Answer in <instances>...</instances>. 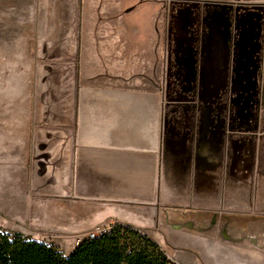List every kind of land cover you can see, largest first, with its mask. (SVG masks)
Wrapping results in <instances>:
<instances>
[{
    "label": "rangeland",
    "instance_id": "1",
    "mask_svg": "<svg viewBox=\"0 0 264 264\" xmlns=\"http://www.w3.org/2000/svg\"><path fill=\"white\" fill-rule=\"evenodd\" d=\"M185 2L0 0V230L22 232L26 238L67 256L89 233L123 225L140 230L172 264H264V61L259 73L261 93L253 99L257 101L258 114L251 126L248 119L238 118L228 103L196 93L192 95L195 97H185L169 79V108L183 109L189 104L186 113L195 105L214 112V154L220 177L216 178L212 210L187 211L169 206L152 216L154 211L144 206L81 201L70 193H53L45 184L49 164L64 157V137L69 136L66 123L70 115L72 125L74 122L80 77L94 74L97 61L105 63L107 75L117 77L114 75H118V67L113 72L112 61H158L165 53L154 49H108L102 55L93 42L85 40L82 31L91 30L89 37H95L96 25L113 21L118 10L126 19L128 13L133 14L137 25L146 22L165 29L164 18L161 23L157 18L154 24L149 18L164 10L168 16L170 72L177 60L170 31L174 9ZM242 3L234 7L264 8V0ZM102 10L109 13L101 14ZM22 138L29 148L28 176L30 168L37 169L38 165L40 173L47 172L36 178V185L30 184L26 193L9 186L20 177L16 145ZM175 180H171L172 184ZM62 186L61 183V189ZM133 214L142 216L146 223L133 220Z\"/></svg>",
    "mask_w": 264,
    "mask_h": 264
},
{
    "label": "crops",
    "instance_id": "2",
    "mask_svg": "<svg viewBox=\"0 0 264 264\" xmlns=\"http://www.w3.org/2000/svg\"><path fill=\"white\" fill-rule=\"evenodd\" d=\"M184 1L174 9L170 29L177 51L170 72L164 10L149 18L153 24L164 18L165 29L146 22L137 25L133 14L128 13L126 19L118 10L113 21L96 25L95 37H89L91 30L82 31L102 55L108 49L165 53L158 61H112L113 72L118 67L117 77L107 75L105 63L97 61L94 74L80 77L73 125L71 115L67 118L69 136L64 137L63 160H53L46 170L49 191L70 193L81 201L144 206L154 211L151 215L169 206L187 211L214 208L216 178L220 177L214 154V112L195 105L186 113L189 104L183 109L169 108L168 82L185 97L196 93L220 99L238 118L255 124L258 109L253 99L262 88L264 12L261 7H234L248 0ZM27 145L23 138L16 145L20 177L9 184L16 192L26 193L30 184L36 185V178L47 173H40L38 165L30 168L28 176ZM180 177L186 180L181 182ZM173 179L177 180L174 184ZM131 218L146 221L137 214Z\"/></svg>",
    "mask_w": 264,
    "mask_h": 264
},
{
    "label": "trees",
    "instance_id": "3",
    "mask_svg": "<svg viewBox=\"0 0 264 264\" xmlns=\"http://www.w3.org/2000/svg\"><path fill=\"white\" fill-rule=\"evenodd\" d=\"M0 264H172L140 230L112 225L65 256L52 246L0 230Z\"/></svg>",
    "mask_w": 264,
    "mask_h": 264
},
{
    "label": "bare ground",
    "instance_id": "4",
    "mask_svg": "<svg viewBox=\"0 0 264 264\" xmlns=\"http://www.w3.org/2000/svg\"><path fill=\"white\" fill-rule=\"evenodd\" d=\"M103 234H105V233H94L92 236L86 237V240H94V239H97V238L101 237Z\"/></svg>",
    "mask_w": 264,
    "mask_h": 264
},
{
    "label": "built area",
    "instance_id": "5",
    "mask_svg": "<svg viewBox=\"0 0 264 264\" xmlns=\"http://www.w3.org/2000/svg\"><path fill=\"white\" fill-rule=\"evenodd\" d=\"M108 230H101V231H98L97 233H106ZM94 233L92 232V233H89L88 235H87V237H89V236H92Z\"/></svg>",
    "mask_w": 264,
    "mask_h": 264
},
{
    "label": "flooded vegetation",
    "instance_id": "6",
    "mask_svg": "<svg viewBox=\"0 0 264 264\" xmlns=\"http://www.w3.org/2000/svg\"><path fill=\"white\" fill-rule=\"evenodd\" d=\"M261 11H263V12H264V8H263V7H261Z\"/></svg>",
    "mask_w": 264,
    "mask_h": 264
}]
</instances>
